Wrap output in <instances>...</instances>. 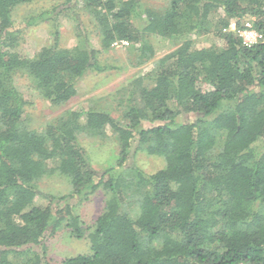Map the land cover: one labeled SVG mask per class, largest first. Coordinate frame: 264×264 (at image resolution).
<instances>
[{
	"label": "trees",
	"instance_id": "16d2710c",
	"mask_svg": "<svg viewBox=\"0 0 264 264\" xmlns=\"http://www.w3.org/2000/svg\"><path fill=\"white\" fill-rule=\"evenodd\" d=\"M30 1L0 0V264H264V0H170L162 11L143 10L141 0H81L102 50L126 40L145 62L155 55L152 36L180 45L152 60L146 77L153 83H138L126 122L88 109L40 131L29 127L14 75L25 74L40 97L61 105L76 95L78 79L102 67L85 42L68 48L55 40L32 57L22 54L26 23L12 11ZM246 15L256 16L259 35L249 47L222 30ZM209 31L219 45L199 44ZM106 126L119 156L97 171L77 136ZM136 146L164 166L153 173L126 166ZM53 175L69 180V194L39 190L37 181ZM98 188L109 198L90 230L68 199ZM58 229L86 236L90 253L49 259L45 242Z\"/></svg>",
	"mask_w": 264,
	"mask_h": 264
},
{
	"label": "rangeland",
	"instance_id": "374dc122",
	"mask_svg": "<svg viewBox=\"0 0 264 264\" xmlns=\"http://www.w3.org/2000/svg\"><path fill=\"white\" fill-rule=\"evenodd\" d=\"M169 1L141 0V5L143 10L149 8L162 11ZM80 7L81 0H33L18 4L13 8L14 21L22 25L26 23V27L19 35V45L25 56L32 57L42 47L52 45L55 40L58 45L68 48L85 42L97 50V65L102 67V70L88 71L85 76L78 79L76 95L61 105H53L40 97L37 91L32 88L31 82L25 74L14 75L15 87L28 101L26 111L30 116L29 127L38 131L43 129L46 122L54 123L58 121L59 116L61 117L65 113L70 114V112L80 110L85 112L88 109L106 112L116 120L126 122L123 115L128 111L130 105L135 104L138 96V83L146 86L153 83L146 77L153 70L152 60L164 56L180 45V41L176 39L152 36L151 42L156 44L155 55L151 60L145 62L138 60L139 50L137 45L132 42H127L125 45H111L109 49L102 50L100 33L93 16ZM221 15L220 11L212 13L211 22L214 23ZM255 17V15H246L239 19H231L230 22H235L236 28H241L245 22L252 23ZM237 20L241 26L237 25ZM139 23V20L135 21V25ZM79 33L81 36L78 35ZM214 35L209 31L204 36L199 35L197 40L199 44L217 43L219 45L220 39ZM192 37L196 38V35H192ZM83 112L79 119L82 124L85 120ZM176 120L180 121L181 118L178 117ZM77 139L87 160L95 170L103 171L116 165L120 146L116 134L109 126L103 128L98 134L83 130L79 132ZM261 142L262 140L259 141V143ZM126 166H136L146 173H153L164 166V159L150 155L143 148L136 146L131 150ZM37 182L39 190L54 195L69 194L72 190L69 180L64 176L53 175ZM81 198L71 197L68 199V203L74 205L75 211L80 215L82 225L88 226L92 230L109 195L98 188L93 193ZM36 203L46 204L47 201L38 197ZM45 246L47 257L54 262L79 253H90L86 236L80 239L75 238L64 229H58L49 236ZM33 249H39V246H34Z\"/></svg>",
	"mask_w": 264,
	"mask_h": 264
},
{
	"label": "built area",
	"instance_id": "2783aa9c",
	"mask_svg": "<svg viewBox=\"0 0 264 264\" xmlns=\"http://www.w3.org/2000/svg\"><path fill=\"white\" fill-rule=\"evenodd\" d=\"M222 30L235 32V34H237L238 37H240L242 44L247 47L253 45L259 39L258 32L255 30L252 23L250 22H245L244 27L241 28H236V23L232 22L228 25V27H225ZM119 44L125 45L127 44V41L116 40L112 43L113 46H118Z\"/></svg>",
	"mask_w": 264,
	"mask_h": 264
},
{
	"label": "clouds",
	"instance_id": "9594fccd",
	"mask_svg": "<svg viewBox=\"0 0 264 264\" xmlns=\"http://www.w3.org/2000/svg\"><path fill=\"white\" fill-rule=\"evenodd\" d=\"M231 23V22H230ZM252 25H253V22H252ZM241 27H244V25L243 26H241ZM254 27V26H253ZM255 28V27H254ZM256 30V29H255ZM257 31V30H256ZM233 32V31H232Z\"/></svg>",
	"mask_w": 264,
	"mask_h": 264
}]
</instances>
